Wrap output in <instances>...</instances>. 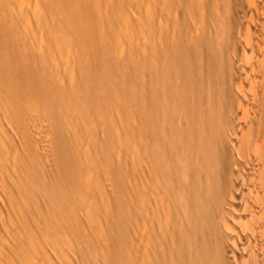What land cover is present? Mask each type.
<instances>
[{
	"label": "bare ground",
	"instance_id": "bare-ground-1",
	"mask_svg": "<svg viewBox=\"0 0 264 264\" xmlns=\"http://www.w3.org/2000/svg\"><path fill=\"white\" fill-rule=\"evenodd\" d=\"M204 1L112 0L106 49L91 0H0V264H264V51Z\"/></svg>",
	"mask_w": 264,
	"mask_h": 264
},
{
	"label": "rangeland",
	"instance_id": "rangeland-1",
	"mask_svg": "<svg viewBox=\"0 0 264 264\" xmlns=\"http://www.w3.org/2000/svg\"><path fill=\"white\" fill-rule=\"evenodd\" d=\"M110 1H112V0H91V4H90L91 7L89 8V15L92 17V19L95 22V25H94L95 33L98 34L99 39L101 38V41L104 43V48H106V49H111V48H114L116 46L118 47V45H120V43H119L120 39L119 38H121V35H118L112 39L108 38V34H107L108 31H107L106 24H105V18H106V13H107L108 5H109ZM240 3H241V5H243V10L241 12L240 20L238 21L237 27L231 36L232 39L234 40V43H235L234 47H235V45H237L238 51L243 52V48L245 45L244 35H246L245 31L249 27L253 26V29H254V30L252 29L253 32L251 31V33H248L249 38L251 36L254 37V35L256 36L254 38L251 37V39L252 40L257 39V42L261 45V46H258V45L257 46L259 48L260 47L262 48V50H261V52H262V51H264V0H240ZM31 4L32 3H30V5ZM36 4L41 5L42 7L45 8L46 4H48V0H34L33 5H36ZM96 4H97V6H99V10H95L94 6H96ZM198 8H200L202 10V12L199 13L197 22L202 23V24H204V23L210 24L211 29L215 30V32H218L217 27L226 21V12H225V7H224V0H205L204 2L198 4ZM144 11H145V9H144ZM31 13L32 12H30L29 10H26L24 15L22 16V19L27 20L30 17V15H32ZM133 15L134 14L132 13V16L129 18L128 23L133 18ZM134 18H137V14H135ZM10 19H13L12 14H9V20ZM193 25L195 27V22L193 23ZM133 30H134V28L132 27V30L130 31L131 33H130L128 38L130 41L133 40L134 43H136V42L138 43V39L132 33ZM195 31H196V28H195ZM254 32H255V34H254ZM37 43H38L37 47L43 46V43L41 42L40 37H39ZM125 47H126V45H124V46L121 45V46H119V48H115L113 50V52L115 53V55L121 56V55H123V50ZM140 50H144V44L143 43L140 46ZM244 56H245V58H244ZM244 56H243V61L245 62V59H246V62H250V60L248 61V59H249L248 55L246 54ZM261 61H262V64L264 65V55H263V60H261ZM259 86L261 88H263L262 89L263 91H261V94L259 93L260 89L258 90L257 87H255V86L250 87L247 85L245 87V89H247L245 91V94H246V96L248 95V97H249L248 99H253V98H254V100L256 99L255 101L253 100L254 103H253V101H251L253 104H256V106L258 103H262V106L264 109V99H263L264 98V87H263L264 85L262 86V83H261V85L259 84ZM256 90L258 91L259 95H257V92H255ZM253 94L256 95V98L253 96ZM36 119H38L39 121L38 120L36 121ZM43 119L44 118H42V117L35 118L36 122L33 121L32 127L34 129L33 131H35L34 134H36V133L38 134L37 138L40 139V142L38 140L39 144L42 147L45 146L44 148L46 149L47 148L46 146H48V144H47L48 139H47V136H45V134L48 135L47 132H48L49 128L46 131H45V129L47 128L46 125H49L48 124L49 122L47 121V119H44V120ZM42 122L44 125L41 124ZM34 123H37V124H34ZM36 130L37 131L41 130L42 132L41 131L37 132ZM1 145L2 146L4 145V142L2 141V139L0 140V148L2 149ZM1 149H0V151H2ZM2 153H5V152H2ZM252 155H253V153H252ZM11 158H12V156H10V154L4 155V156L1 154V156H0L1 167L5 168V166H4V165H6L5 161L7 159H11ZM1 159H3V160H1ZM1 161H4V164H2L3 162H1ZM8 163H9V161H8ZM8 163H7V165H8Z\"/></svg>",
	"mask_w": 264,
	"mask_h": 264
}]
</instances>
